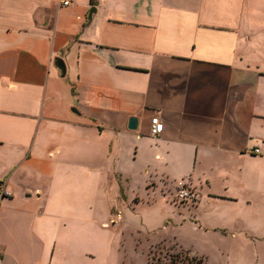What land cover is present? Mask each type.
I'll return each mask as SVG.
<instances>
[{"label":"crops","instance_id":"0c3cea01","mask_svg":"<svg viewBox=\"0 0 264 264\" xmlns=\"http://www.w3.org/2000/svg\"><path fill=\"white\" fill-rule=\"evenodd\" d=\"M61 1L0 0V264H95L80 220L128 164L198 206L264 189L262 0Z\"/></svg>","mask_w":264,"mask_h":264},{"label":"rangeland","instance_id":"374dc122","mask_svg":"<svg viewBox=\"0 0 264 264\" xmlns=\"http://www.w3.org/2000/svg\"><path fill=\"white\" fill-rule=\"evenodd\" d=\"M258 26L264 33V14ZM259 40L264 45V35ZM141 167L128 164L126 179L110 182L104 198L89 199L91 215L80 221L97 227L95 264L110 254L111 264H172L171 258L184 264L199 258L203 264H264V189L251 187L235 200L213 198L198 206L196 192L194 200L177 197L181 186L195 191L187 181L156 179L152 186L151 172ZM84 242L92 248L91 239Z\"/></svg>","mask_w":264,"mask_h":264},{"label":"built area","instance_id":"2783aa9c","mask_svg":"<svg viewBox=\"0 0 264 264\" xmlns=\"http://www.w3.org/2000/svg\"><path fill=\"white\" fill-rule=\"evenodd\" d=\"M71 1H74V0H62L61 4L67 5ZM163 128H164V124L161 121V119L157 115L152 116L150 119V130H149L150 136H152V137L157 136L163 130ZM254 151L256 152L257 148L254 149ZM4 188H5L4 182L0 181V195H2L4 193ZM177 197L180 199L192 198V200H194L195 199V193L191 188H188L186 186H181L178 189Z\"/></svg>","mask_w":264,"mask_h":264},{"label":"water","instance_id":"95a60500","mask_svg":"<svg viewBox=\"0 0 264 264\" xmlns=\"http://www.w3.org/2000/svg\"><path fill=\"white\" fill-rule=\"evenodd\" d=\"M94 12H95L94 7H91L89 11L87 12V18H86L85 25L90 23L91 19L93 18ZM53 63H54L53 66L58 76L64 77L66 74L65 60L62 57L57 56V57H54ZM128 126L129 128L135 129L137 126V119L135 117L130 116Z\"/></svg>","mask_w":264,"mask_h":264},{"label":"trees","instance_id":"16d2710c","mask_svg":"<svg viewBox=\"0 0 264 264\" xmlns=\"http://www.w3.org/2000/svg\"><path fill=\"white\" fill-rule=\"evenodd\" d=\"M95 2V0H91V4H93ZM171 262H172V264H184L181 260H179V259H175V258H171ZM192 261H194L193 259H191ZM204 262L202 261V259H198V260H196V262L194 263V264H203ZM171 264V263H170ZM189 264H193V263H190L189 262Z\"/></svg>","mask_w":264,"mask_h":264}]
</instances>
